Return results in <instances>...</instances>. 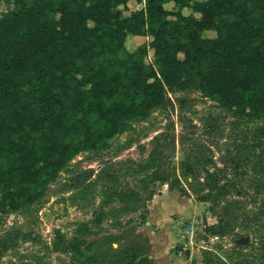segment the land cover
<instances>
[{
  "label": "trees",
  "instance_id": "trees-1",
  "mask_svg": "<svg viewBox=\"0 0 264 264\" xmlns=\"http://www.w3.org/2000/svg\"><path fill=\"white\" fill-rule=\"evenodd\" d=\"M7 1L0 13V214L34 204L74 156L166 107L187 77L229 112L264 120V0ZM131 1L144 6L126 16ZM130 36L152 39L153 63L146 46L127 51ZM192 161L186 175L198 171ZM82 177L81 184L89 179Z\"/></svg>",
  "mask_w": 264,
  "mask_h": 264
},
{
  "label": "rangeland",
  "instance_id": "rangeland-1",
  "mask_svg": "<svg viewBox=\"0 0 264 264\" xmlns=\"http://www.w3.org/2000/svg\"><path fill=\"white\" fill-rule=\"evenodd\" d=\"M151 43L130 36L126 48L146 46L153 63ZM169 97L74 156L34 204L0 214V264H264V120L229 112L192 77Z\"/></svg>",
  "mask_w": 264,
  "mask_h": 264
},
{
  "label": "water",
  "instance_id": "water-1",
  "mask_svg": "<svg viewBox=\"0 0 264 264\" xmlns=\"http://www.w3.org/2000/svg\"><path fill=\"white\" fill-rule=\"evenodd\" d=\"M240 242H241V243H248L249 240H248V239H243V240H241Z\"/></svg>",
  "mask_w": 264,
  "mask_h": 264
}]
</instances>
